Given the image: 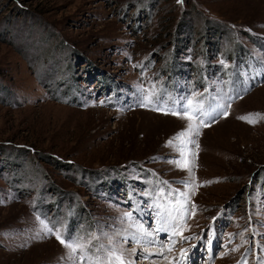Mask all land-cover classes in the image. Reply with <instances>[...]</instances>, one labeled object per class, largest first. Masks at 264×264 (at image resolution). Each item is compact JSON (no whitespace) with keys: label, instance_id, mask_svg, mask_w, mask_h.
Returning a JSON list of instances; mask_svg holds the SVG:
<instances>
[{"label":"rangeland","instance_id":"obj_1","mask_svg":"<svg viewBox=\"0 0 264 264\" xmlns=\"http://www.w3.org/2000/svg\"><path fill=\"white\" fill-rule=\"evenodd\" d=\"M149 89L231 104L195 138L203 186L167 260L145 249H166L157 212L189 191L166 147L187 121L139 106ZM41 221L134 264L264 260V0H0V264H70Z\"/></svg>","mask_w":264,"mask_h":264},{"label":"snow or ice","instance_id":"obj_2","mask_svg":"<svg viewBox=\"0 0 264 264\" xmlns=\"http://www.w3.org/2000/svg\"><path fill=\"white\" fill-rule=\"evenodd\" d=\"M178 2H180V0H178ZM144 91H147V94L143 96L139 106L149 107L150 105L156 104L157 106L152 108L153 111H160L165 115H172L178 119L187 121V126L166 142V147H170L178 153L180 158L170 160L169 163L173 164L177 169L188 173V179L182 181V183L189 191L180 192L179 197L171 202L169 206L164 208L166 215H162L161 212H157V216L162 220V226L158 228L157 231H166L170 235V242L166 249L163 245L156 253L147 252L145 249L144 259H148V257L152 255H160L167 260L168 257L166 252H172L176 244L179 243V241L175 238L179 237L180 241L188 239V237L184 236L183 233L187 230L185 216L189 213V209L186 207L190 201L189 193H191V195H195V188L203 186L195 183V172L193 171L195 166L194 158L197 154L196 150L200 147L195 138L199 136L200 129L202 127L209 126L205 122L206 119L214 120L220 110H224L223 115L226 117L229 114L226 111V108H230L231 104L225 105L223 103H217L214 107L209 106L208 109H205L203 101L193 98L188 99L186 104L181 103L179 107H164L159 105V98L154 99L156 97L154 90L149 89ZM260 115L261 114L258 113L248 114V116L238 117V119L245 120L249 124H255L257 122L256 117H259ZM190 145H194V149L189 147ZM164 183L167 182L165 181ZM169 195H172V193H169ZM194 207L195 206L193 205V209ZM124 215L131 219V213H125ZM191 215H195V212L192 211ZM41 224L45 234L54 235L56 240L68 249V260L70 261V264H134V261L129 260L126 255L127 250L124 249L118 242H115L112 238H109V244L111 246L105 250L103 256H89L87 249L91 244V240H96L98 239L97 237L92 236L91 240L88 242H83L82 239L69 241L61 234L60 229L48 227L44 221H41ZM137 232L141 234L140 237L135 234L125 236L124 243H127L129 239H131L135 241L137 245H140L143 237L151 235V233L144 232L142 227H138ZM147 243L153 244L155 241L148 240ZM101 249H104V245H101V248L97 251L99 252ZM186 251L187 250L185 249H181V260H177L173 257L172 260L168 261V264H182ZM232 251H238V248H234ZM131 254H137V248H133L131 250ZM238 264H248L247 259L245 258L241 262H238ZM259 264H264V260H259Z\"/></svg>","mask_w":264,"mask_h":264},{"label":"bare ground","instance_id":"obj_3","mask_svg":"<svg viewBox=\"0 0 264 264\" xmlns=\"http://www.w3.org/2000/svg\"><path fill=\"white\" fill-rule=\"evenodd\" d=\"M218 125V124H217ZM196 260V259H195ZM189 262H190V259H189Z\"/></svg>","mask_w":264,"mask_h":264}]
</instances>
